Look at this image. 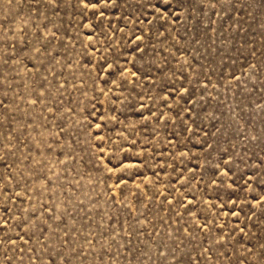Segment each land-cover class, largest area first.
<instances>
[{
	"label": "rangeland",
	"instance_id": "rangeland-1",
	"mask_svg": "<svg viewBox=\"0 0 264 264\" xmlns=\"http://www.w3.org/2000/svg\"><path fill=\"white\" fill-rule=\"evenodd\" d=\"M0 264H264V0H0Z\"/></svg>",
	"mask_w": 264,
	"mask_h": 264
}]
</instances>
